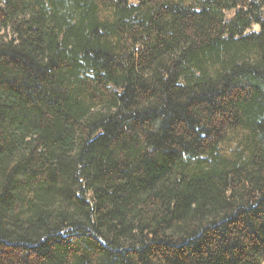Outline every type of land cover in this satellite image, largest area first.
Masks as SVG:
<instances>
[{
	"label": "trees",
	"instance_id": "1",
	"mask_svg": "<svg viewBox=\"0 0 264 264\" xmlns=\"http://www.w3.org/2000/svg\"><path fill=\"white\" fill-rule=\"evenodd\" d=\"M0 264H264V0H3Z\"/></svg>",
	"mask_w": 264,
	"mask_h": 264
},
{
	"label": "rangeland",
	"instance_id": "2",
	"mask_svg": "<svg viewBox=\"0 0 264 264\" xmlns=\"http://www.w3.org/2000/svg\"><path fill=\"white\" fill-rule=\"evenodd\" d=\"M3 4V0H0V5Z\"/></svg>",
	"mask_w": 264,
	"mask_h": 264
}]
</instances>
